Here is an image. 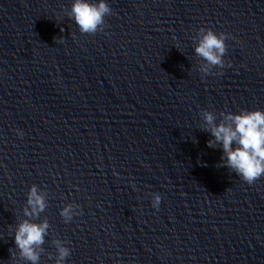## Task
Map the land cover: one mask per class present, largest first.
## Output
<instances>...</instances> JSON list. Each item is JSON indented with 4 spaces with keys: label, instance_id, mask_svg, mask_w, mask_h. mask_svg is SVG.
I'll list each match as a JSON object with an SVG mask.
<instances>
[{
    "label": "water",
    "instance_id": "95a60500",
    "mask_svg": "<svg viewBox=\"0 0 264 264\" xmlns=\"http://www.w3.org/2000/svg\"><path fill=\"white\" fill-rule=\"evenodd\" d=\"M105 2L81 33L73 0H0V264H33L25 220L48 225L36 264H264V175L204 121L264 110V0ZM209 29L222 64L195 51Z\"/></svg>",
    "mask_w": 264,
    "mask_h": 264
},
{
    "label": "clouds",
    "instance_id": "9594fccd",
    "mask_svg": "<svg viewBox=\"0 0 264 264\" xmlns=\"http://www.w3.org/2000/svg\"><path fill=\"white\" fill-rule=\"evenodd\" d=\"M109 11L105 0H98L96 3L92 0H73L71 18L75 20L81 33H95L103 23L104 15ZM224 38V34L217 36L209 29L195 51L210 64H222L221 57L225 51ZM225 120L229 123L217 124L213 114L204 113L207 130L214 137L207 142L208 146L221 145L224 153L222 161L225 165L245 182L252 184L264 175V110H242L235 114L229 113L225 116ZM17 134L22 135V133ZM160 200L161 197L157 195L153 206L157 207ZM28 204L31 206V213L26 211V215H36L45 208L44 199L38 194L35 186L30 190ZM63 214L67 215V210ZM47 227V222L35 224L25 220L16 229L15 245L33 264H36L39 259L34 246L43 242ZM67 255L68 249L60 247V260L62 261Z\"/></svg>",
    "mask_w": 264,
    "mask_h": 264
}]
</instances>
